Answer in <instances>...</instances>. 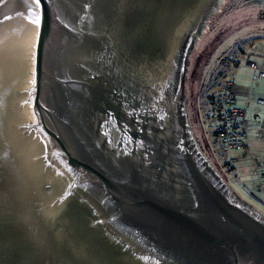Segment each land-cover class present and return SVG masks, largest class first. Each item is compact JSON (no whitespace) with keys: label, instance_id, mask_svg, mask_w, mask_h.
<instances>
[{"label":"water","instance_id":"water-1","mask_svg":"<svg viewBox=\"0 0 264 264\" xmlns=\"http://www.w3.org/2000/svg\"><path fill=\"white\" fill-rule=\"evenodd\" d=\"M220 1L33 0L30 116L14 124L42 175L27 197L3 172L5 234L35 242L31 264H264V214L206 158L185 109L189 51Z\"/></svg>","mask_w":264,"mask_h":264},{"label":"rangeland","instance_id":"rangeland-1","mask_svg":"<svg viewBox=\"0 0 264 264\" xmlns=\"http://www.w3.org/2000/svg\"><path fill=\"white\" fill-rule=\"evenodd\" d=\"M260 40L264 41V0H221L204 19L201 31L190 48L184 99L192 134L200 137L204 144L205 137L208 143L207 152L217 162V166L212 164L216 171L239 198L264 214V172L259 173L257 169L260 167L255 166H248V170L238 167L234 158H240L242 151L223 150L207 117L208 100L217 91L223 76L227 73L234 74V63L240 64L242 59H263L253 53ZM248 78L250 74L247 75ZM24 93L25 97L19 100V104L31 105V100L22 103L30 93V83ZM17 129L23 134L30 133L20 127ZM11 130L12 126L10 132L18 136L19 132ZM253 171H258L254 174L256 184L250 174ZM28 221L30 222L25 219V222ZM61 260L51 254L46 258L45 264H63Z\"/></svg>","mask_w":264,"mask_h":264},{"label":"bare ground","instance_id":"bare-ground-1","mask_svg":"<svg viewBox=\"0 0 264 264\" xmlns=\"http://www.w3.org/2000/svg\"><path fill=\"white\" fill-rule=\"evenodd\" d=\"M33 3V0H9L0 8V264L35 263L33 260L30 261V257L33 255V250L39 251L34 246L35 242L32 239H28L30 241L25 244V238H22L23 243V241L16 240L13 235L10 236L9 233L13 231L5 234L8 230L6 227L8 226L7 220L15 219L16 212L9 209L3 210L4 206L8 205V201L10 202L11 200V196L6 197L5 189L11 191L12 188L11 186H6V180L3 178L4 171L11 178V183L14 181V187H16V182L19 179L18 191L27 197L32 195L31 189L32 187L35 188L36 176L37 181H39L38 177L42 175V171H40L39 167L37 168L36 164L30 167L27 163L28 160L25 162L26 157L38 151L37 140H32L29 136L27 138L14 124L18 123L19 118L23 117L22 119L24 120V118L30 116V105H20L19 100L25 97V89L31 80L33 43L36 31L35 23L30 22L33 19V14L31 13L34 6ZM166 38L165 35L163 41L170 48V41ZM11 126L14 132H19H16L18 137L10 132ZM13 153L17 155L19 153V158L15 156L16 159L13 160H15V165L20 160L22 162V165L20 163L21 168H15L14 163L12 164L11 159L8 158ZM48 177L52 179V176H46L48 184L51 186L55 185ZM30 186L31 189L29 190ZM39 186L42 187L43 184H39ZM53 190V188L50 189L51 194ZM36 208L38 211L37 206ZM18 215L21 214L18 213ZM79 228H82L80 230L82 235H84L86 233L85 229L83 227ZM17 231L19 232V229ZM20 231V234H22L23 230L21 229ZM33 232L36 234L35 231ZM24 236L28 237L27 234ZM76 240L83 244V247L79 246L83 250L87 248L88 251L97 252V258L102 262V253L100 250H96V246L90 238L85 237L83 240L82 237V239L76 238ZM31 246L32 252L30 253L29 248ZM98 252L101 254H98ZM27 260H29V263Z\"/></svg>","mask_w":264,"mask_h":264},{"label":"crops","instance_id":"crops-1","mask_svg":"<svg viewBox=\"0 0 264 264\" xmlns=\"http://www.w3.org/2000/svg\"><path fill=\"white\" fill-rule=\"evenodd\" d=\"M253 53L259 57L262 56L263 59L261 61L242 59L234 70L233 87L236 101L243 108L246 119L244 146L238 150L242 151V156L238 159L234 158V161L238 167L242 166L247 170L248 166L260 167L257 170L261 173L264 172L262 170L264 165V78H253V71L245 63L254 61L258 68L264 71V41L260 40L255 45ZM248 74L250 78L247 79ZM258 99H262V102H258ZM258 171L250 173L254 183V174Z\"/></svg>","mask_w":264,"mask_h":264},{"label":"built area","instance_id":"built-area-1","mask_svg":"<svg viewBox=\"0 0 264 264\" xmlns=\"http://www.w3.org/2000/svg\"><path fill=\"white\" fill-rule=\"evenodd\" d=\"M238 65L239 63H234V66ZM245 65L253 71V78H264V71L254 61H247ZM233 76V73L223 76L217 91L208 100L207 109L213 134L227 152L243 148L246 132L245 113L236 101ZM258 102H262V99H258Z\"/></svg>","mask_w":264,"mask_h":264},{"label":"trees","instance_id":"trees-1","mask_svg":"<svg viewBox=\"0 0 264 264\" xmlns=\"http://www.w3.org/2000/svg\"><path fill=\"white\" fill-rule=\"evenodd\" d=\"M232 4H233V2H232ZM234 5H236V4H234ZM234 7H235V6H234ZM235 8H236V7H235ZM194 138H195L197 144L199 145V147L202 149V151H203L204 153H206V154H205L206 158H208V159L210 160V162H211L214 166H217V162L215 161L214 157H213L210 153L207 152L208 143H207L205 137L203 138L205 144L201 141L202 139H200V137H198L196 134H194Z\"/></svg>","mask_w":264,"mask_h":264},{"label":"snow or ice","instance_id":"snow-or-ice-1","mask_svg":"<svg viewBox=\"0 0 264 264\" xmlns=\"http://www.w3.org/2000/svg\"><path fill=\"white\" fill-rule=\"evenodd\" d=\"M36 5L39 6V0H36ZM30 22L39 24V17H35L34 19L30 20Z\"/></svg>","mask_w":264,"mask_h":264},{"label":"flooded vegetation","instance_id":"flooded-vegetation-1","mask_svg":"<svg viewBox=\"0 0 264 264\" xmlns=\"http://www.w3.org/2000/svg\"><path fill=\"white\" fill-rule=\"evenodd\" d=\"M179 66H180V65H179ZM176 68H177V71H178V72H177V79H178V75H179V67L177 66ZM176 81H177V80H176V70H175L173 83L176 82ZM172 89H173V91H175L176 88H175V89L172 88Z\"/></svg>","mask_w":264,"mask_h":264}]
</instances>
